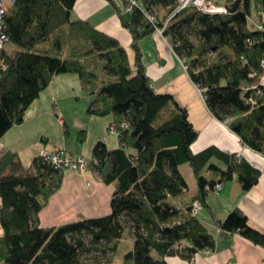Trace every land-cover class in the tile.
<instances>
[{
	"label": "trees",
	"instance_id": "obj_1",
	"mask_svg": "<svg viewBox=\"0 0 264 264\" xmlns=\"http://www.w3.org/2000/svg\"><path fill=\"white\" fill-rule=\"evenodd\" d=\"M76 1L17 0L12 6L6 18L9 42L0 52V138L25 122L27 110L56 75L78 74L93 96L90 114H113L115 122L129 124L120 127V147L109 149L99 141L90 161L102 180L113 186L112 212L59 227L42 226L40 214L61 188L64 171L52 169L39 157L25 169L17 154L8 151L0 158V263L92 264L86 255L96 250L106 260L93 264H117L113 255L127 232L134 244L124 254L123 264H169V256L193 262L199 253L214 251L217 240L199 216L179 205L177 199L189 188L180 166L190 163L199 185L192 202L199 200L206 207L218 184L237 175L249 190L261 170L216 146L192 151L199 131L187 107L173 94L153 87L139 41L164 28L163 35L186 59L189 75L210 111L227 122L246 146L264 154V87L261 95L247 91L262 73L264 59V30L250 24L254 0H229L226 13L180 9L178 0H137L139 6L130 12V0L121 5L109 0L133 34L136 71L127 49L114 38L86 21L72 20ZM263 3L257 0V6ZM144 9L158 17L157 26ZM69 24L89 40L87 52L64 57L43 50L41 44ZM253 73L256 77H251ZM205 170L215 176L205 175ZM215 222L223 234L238 233L264 246V232L239 207Z\"/></svg>",
	"mask_w": 264,
	"mask_h": 264
},
{
	"label": "crops",
	"instance_id": "obj_2",
	"mask_svg": "<svg viewBox=\"0 0 264 264\" xmlns=\"http://www.w3.org/2000/svg\"><path fill=\"white\" fill-rule=\"evenodd\" d=\"M118 4L121 5L122 0H118ZM263 9L264 3L258 6V18L253 19L255 28L257 25H264V15L261 13ZM71 17L73 21H86L100 32L114 38L127 49L133 69L134 67L136 69L133 34L123 25L119 11L113 3L109 0H77ZM90 46L89 40L82 37L71 24L59 29L50 40L41 44L43 50L64 57L85 54ZM139 47L153 87L158 92L173 94L182 106L187 107L189 117L199 131V137L192 144V151L199 153L210 146H216L226 153L236 154L239 161L246 160L251 166L261 170L257 184L249 190H244L236 199L233 198L232 191L236 183L241 182L237 175L225 182L224 189L217 193L220 198L211 201L209 196L215 193L212 191L208 195L209 207L203 206L200 218L216 235L214 251L199 253L193 262L180 256H169L166 258L167 261L169 264H264V246L255 244L238 233L223 234L215 222L216 219L224 220L233 209L239 207L247 215L250 223L264 232V154L246 146L227 122L219 120L210 111L201 89L193 82L173 45L163 34L159 32L146 34L140 39ZM92 100L93 96L85 90L78 74L56 75L49 87L27 110L25 122L14 126L3 136L2 156L8 151H13L25 169H30L33 165L26 167L27 164L21 158L23 152L28 149L37 150L35 160L39 156L38 149L42 146L52 149L56 144L64 142L73 155L86 157L85 153L88 150L85 144L87 137L93 132L96 134L95 144L106 140L109 149L120 147L119 137L114 139L108 133L110 125L117 120L116 116L90 114L88 108ZM72 105L75 108H72ZM74 109H79L77 111L79 117L85 119L84 126L77 129L84 144L70 147L73 125L70 113L74 112ZM56 123L62 125L64 134L62 142L55 143L51 137ZM93 129L95 131H92ZM218 163L224 166L222 162ZM180 171L189 185L180 198L185 204H189L199 191L197 177L188 162L180 166ZM204 173L210 177L215 176L208 170ZM112 192V187L107 185L91 167L84 174L67 170L64 172L61 188L51 197L49 204L40 214L41 224L44 227H59L81 218L108 215L112 212ZM2 234L3 230L0 236Z\"/></svg>",
	"mask_w": 264,
	"mask_h": 264
},
{
	"label": "built area",
	"instance_id": "obj_3",
	"mask_svg": "<svg viewBox=\"0 0 264 264\" xmlns=\"http://www.w3.org/2000/svg\"><path fill=\"white\" fill-rule=\"evenodd\" d=\"M17 0H0V52L7 46L9 42V36L7 34V23L6 18L9 15L12 6L16 3ZM180 3V9L191 7L195 10L203 11L206 13H226L228 11L227 4L226 5H217L213 2V0H178ZM235 1V0H230ZM135 6H139V1L130 0V5L128 7V11H133ZM148 19L153 23V25L157 26L159 23V19L156 15L152 14L151 11L144 9ZM262 15H264V9L261 11ZM257 28L264 30V25H257ZM164 28H157L156 32L163 34ZM182 63L185 65V68L188 70V66L186 65V59L181 58ZM262 73L259 75L256 82H254L251 86L247 88L248 90H256V94H262V87H264V59L262 61ZM256 73L251 74V77H256ZM253 103H256L255 100H252ZM129 124L127 122L117 123L113 122L110 125V132L120 135V127H128ZM40 161L44 164H47L52 169L63 172V171H76L79 173H85L91 166L90 160L81 155H73L65 145V143L56 144L52 149H43L42 153L38 156ZM224 189V184H218L215 187V191L219 194ZM2 204V199L0 196V207ZM180 205V203H179ZM182 206V205H180ZM185 207V206H184ZM189 208L190 213L193 216H198L203 206L199 200L191 202V204L186 205ZM186 208V209H187ZM2 229V225L0 222V232Z\"/></svg>",
	"mask_w": 264,
	"mask_h": 264
},
{
	"label": "rangeland",
	"instance_id": "obj_4",
	"mask_svg": "<svg viewBox=\"0 0 264 264\" xmlns=\"http://www.w3.org/2000/svg\"><path fill=\"white\" fill-rule=\"evenodd\" d=\"M217 1V2H216ZM229 0H213V2L215 3V4H217V5H226L227 3H229L228 2ZM218 2H220V3H218ZM257 9H258V6H257V0H254L253 1V14H252V18H250V24H251V26L252 27H254V24H253V19H257L258 18V11H257ZM255 28V27H254ZM186 30H187V34L190 36V38L192 39V41L193 42H195V43H197V37L192 33V31L187 27L186 28ZM185 66V65H184ZM134 70L136 71V69H135V67H134ZM76 106H78V104H76ZM72 108H75V106L74 105H72L71 106ZM78 108V107H77ZM79 109H74V112L76 113V115L74 116V112L73 111H71L72 113H70L71 114V116H72V119H71V121H72V134L70 135V140H69V142H70V147H73L74 145H77V144H84L81 140H80V133H79V131H77V129L78 128H80L81 129V127L82 126H84V124H85V119L83 118V117H79V115H78V113H77V111H78ZM114 117L112 116L111 117V119H113ZM96 119H98V118H96ZM92 131H95V129H93ZM108 133H109V135H111L114 139H118L117 137V135L116 134H114V133H111L110 132V129H108ZM63 134H64V130H63V127H62V125H60L59 123H56V126L54 127V133H53V136L51 137V140H52V142H58V141H61L62 142V140H63ZM95 140H96V134L93 132V133H91L90 135H89V137H87V142H86V150H88V151H86V158L88 159V160H91L92 159V157H93V150H94V148H93V144H95L94 142H95ZM104 141H106V140H104ZM42 142V141H41ZM41 142H40V144H41ZM64 143V142H63ZM51 144H53V143H51ZM96 145V144H95ZM94 145V146H95ZM43 149H48V150H50L51 148H48V147H44V146H42L40 149H38V155H40L41 153H42V150ZM37 153V150H34V149H28V150H26L25 152H23L22 153V159L24 160V163L25 164H27V166L26 167H28V165L29 166H32L33 165V163H34V158H35V154ZM3 155V137L2 138H0V158H1V156ZM91 168H92V166H90ZM65 172V171H64ZM74 172H76V171H74ZM87 172V171H86ZM85 172V173H86ZM79 173V172H78ZM83 174V173H82ZM112 187V189H113V186H111ZM214 192V191H213ZM215 194H211L210 196H209V198L211 199V201L212 200H214V199H217V198H220L219 196H217L218 194H217V192H214ZM221 193V192H220ZM177 201H178V203H180V205H182L183 207H184V209L186 210V204H185V202L180 198V199H177ZM201 204H202V202H201ZM202 206H203V204H202ZM203 211V208H202V210L200 211V213ZM187 213V212H186ZM200 213H199V217H200ZM129 228V227H128ZM133 244H134V238H133V236H132V234L130 233V232H127L126 234H125V236H124V238L121 240V245H120V249H119V251L118 252H116L113 256H114V258H115V260H116V263L117 264H123V262H124V254L126 253V252H128L129 250H131L132 248H133ZM157 255V254H156ZM87 258H88V261H89V263H94V262H96V263H99V262H102V261H105L106 260V258L102 255V253H100L99 251H91L90 253H88L87 255Z\"/></svg>",
	"mask_w": 264,
	"mask_h": 264
},
{
	"label": "water",
	"instance_id": "obj_5",
	"mask_svg": "<svg viewBox=\"0 0 264 264\" xmlns=\"http://www.w3.org/2000/svg\"><path fill=\"white\" fill-rule=\"evenodd\" d=\"M250 94H251V91L249 92V94L247 95V97H249ZM243 191H244L243 185L241 184V182H237L236 183V187L232 191L233 198L236 199L238 197V195L241 194Z\"/></svg>",
	"mask_w": 264,
	"mask_h": 264
}]
</instances>
